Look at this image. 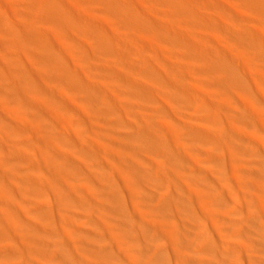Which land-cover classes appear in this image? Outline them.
Listing matches in <instances>:
<instances>
[{
  "label": "bare ground",
  "instance_id": "1",
  "mask_svg": "<svg viewBox=\"0 0 264 264\" xmlns=\"http://www.w3.org/2000/svg\"><path fill=\"white\" fill-rule=\"evenodd\" d=\"M3 18L0 264L43 246L50 264H216L210 243L244 235L264 248V0H0ZM94 213L100 232L75 225ZM96 236L95 260L67 251Z\"/></svg>",
  "mask_w": 264,
  "mask_h": 264
},
{
  "label": "rangeland",
  "instance_id": "2",
  "mask_svg": "<svg viewBox=\"0 0 264 264\" xmlns=\"http://www.w3.org/2000/svg\"><path fill=\"white\" fill-rule=\"evenodd\" d=\"M6 23V20L3 18V22H0V28H4V24ZM83 90V89H81ZM84 91V90H83ZM86 95V91H84V96ZM79 96H83V94L79 93ZM86 97V96H85ZM132 145V144H131ZM103 174V173H102ZM147 177V176H146ZM148 180L150 182L154 181L155 178L152 177V174H150L149 177H147ZM63 181L64 179H67L65 181H69V179L65 176H63ZM112 179V182H118L119 178L114 177L111 178L110 175L107 174V180ZM178 180H175L173 183H171L168 187V185H166L165 187L172 189L175 193H179L181 191V188L179 187L177 182ZM101 183H105L104 181L100 180ZM107 187H111V185H108L107 183L105 184V186H102L101 188H107ZM195 189V188H192ZM191 188L187 187V194H185V196L187 198L192 199V202L188 203V205L186 204V202L183 204V210H192V208H195L196 204H194V197L195 192H193ZM144 194L146 196H149L151 194V191H143ZM49 195V194H48ZM101 200L103 202L106 203V207L104 210L101 211V215L103 216V218L106 220L105 216L108 217L109 221H117L121 218V216L115 214L111 208H110V203L108 201V199L106 198H101ZM197 203V206L199 208L200 203L195 201ZM98 200L94 203L97 204ZM93 205V207H94ZM257 207H259L257 205ZM189 208V209H188ZM218 211H221L220 209H218ZM180 218L178 221H176L177 224V229H178V239L184 242V235H187L189 239H193L195 240L196 236H195V232L192 228V218L182 215L181 213H178ZM95 219L96 222L94 220H87L88 222L84 221L83 219L80 220V222H77L75 225L78 226L79 224L84 226L86 225L87 230L93 231V232H100L103 229V226L99 223L100 222V217H98L95 213ZM145 218H149L150 220H153V218L148 215L145 216ZM235 220V219H234ZM107 221V220H106ZM233 220L229 221V224H232ZM245 229L248 230V232L250 231V226L247 225L245 227ZM160 237L162 239V234H160ZM168 239V237H163ZM238 242H231L229 239H214L210 245L208 246L209 250L212 252V256L211 258L215 261L216 264H229L228 260L226 259L227 257H229V255H231V258L234 262V264H237L238 262H241L242 264H264L263 259H264V248L257 242L254 241H246L245 235L243 236V239H238ZM103 240H101L100 238H98L96 236V238L92 241L89 238H82V237H78L76 239V244L77 245H65V250L67 248V251L69 252V254H73V253H79V256L85 260H95L93 258V256L91 254H89L88 252H86V250L84 249V247H92V246H97V244L99 242H101ZM2 242L5 244H9V242H11L13 244V246H16V252L17 254H21V252L23 251L21 245L19 243H17L14 239L11 240V238H3ZM105 242V241H103ZM147 242H150V240H147ZM244 242V243H243ZM107 243V242H106ZM46 244V243H45ZM44 244H41L40 246H42ZM213 248V249H212ZM41 250L44 251V253L41 254H37L35 252L30 254V263L29 264H50L51 262V251H53L51 248L49 249L48 247L43 246L42 248H40ZM51 250V251H50ZM45 252H50V254L48 256H44ZM261 256V259H260ZM158 260L157 263L155 262V264H169L167 261V258L165 257V255L162 254V257L158 256ZM256 258V259H254ZM166 259V262L163 261ZM159 261V263H158ZM57 263V261H56ZM119 264V263H118Z\"/></svg>",
  "mask_w": 264,
  "mask_h": 264
}]
</instances>
